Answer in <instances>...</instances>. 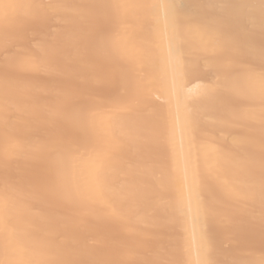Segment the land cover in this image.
<instances>
[{
  "label": "bare ground",
  "instance_id": "bare-ground-1",
  "mask_svg": "<svg viewBox=\"0 0 264 264\" xmlns=\"http://www.w3.org/2000/svg\"><path fill=\"white\" fill-rule=\"evenodd\" d=\"M213 2L0 0L20 16L61 6L39 9L46 23L29 32L30 48L0 24V260L264 264V204L258 181L254 193L245 186L247 164L234 144L251 131L244 125L258 134L259 56L243 124L215 134L185 128L192 102L217 81L216 62L206 35H173L165 6L183 17ZM233 2L256 18L258 50L259 0ZM81 4L108 7L90 15ZM170 48L197 66L175 88Z\"/></svg>",
  "mask_w": 264,
  "mask_h": 264
},
{
  "label": "snow or ice",
  "instance_id": "snow-or-ice-1",
  "mask_svg": "<svg viewBox=\"0 0 264 264\" xmlns=\"http://www.w3.org/2000/svg\"><path fill=\"white\" fill-rule=\"evenodd\" d=\"M260 16L258 20L261 43L259 49L255 48L252 36L257 25V20L253 16L244 15L242 10L249 7L244 3H234L233 0H214L206 5L203 14H191L181 17L175 5H166L172 14L173 35L179 34L182 29L188 32L202 33L208 37L207 46L213 50V59L216 62L217 81L209 87L204 96L192 102V111L189 112L185 120V128L191 135L200 132L224 131L230 125L243 124L245 116L254 105L255 101L245 87V84L256 75V66L253 57L258 55L259 78L264 84V0H259ZM199 6V5H198ZM19 6L15 4H0V24L6 28H11L17 43L23 48H30L28 42L29 32L42 27L46 23V16L39 11L43 8H56L59 5H37V12L33 15L20 16L14 14ZM75 7L88 12L90 15H99L101 10L107 5L101 4H81ZM55 56L57 53L53 52ZM207 59V57H206ZM167 67L171 69L172 87L177 86L181 77H186L191 72L197 70L196 62L190 55L179 54L178 50L169 51ZM23 79V73L17 74ZM167 75V69H166ZM7 79V77H6ZM5 99L7 100V87ZM260 118L258 134L254 125H244L250 127L246 135L234 140L238 146L237 156L247 164L245 174V186L251 192H255L257 181L259 185V195L261 203L264 204V88L260 94ZM161 127L163 125L161 124ZM135 138L136 133L130 132ZM161 143L164 142V133L161 132ZM259 144V152L252 149V145ZM249 147H245V145ZM70 151L71 144L64 145ZM259 157V171L255 169V164ZM7 210L5 204L0 213ZM3 216L0 215V220ZM36 230H43V223H35ZM0 264H6L0 260ZM36 264H67L61 259H51L47 261H37ZM156 264H184L179 258L165 259ZM200 264H220L218 261L205 259ZM240 264V262H234Z\"/></svg>",
  "mask_w": 264,
  "mask_h": 264
}]
</instances>
